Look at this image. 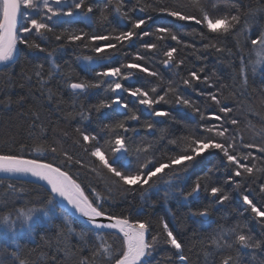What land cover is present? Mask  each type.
I'll return each instance as SVG.
<instances>
[{
	"label": "snow or ice",
	"instance_id": "obj_1",
	"mask_svg": "<svg viewBox=\"0 0 264 264\" xmlns=\"http://www.w3.org/2000/svg\"><path fill=\"white\" fill-rule=\"evenodd\" d=\"M128 3L129 0H115L113 5V0H107L100 6L98 0H0V73L11 68L20 45L46 53L45 59L52 64L47 75L44 64L36 63L30 74H22L24 82L14 84L10 75L3 81L4 88L24 89L25 82L31 87L34 80L39 96L30 91L13 100L5 92V98L0 100L6 108L11 104L22 108L31 98L33 103L27 113L21 111L20 115L29 117L28 135L35 145L21 142L18 149L10 146L8 151H0V173L4 174L0 177V264H41V260L31 261L24 257L19 245H12V241L21 235L31 236L37 225H54V236L41 235V240L47 247L63 252L67 260L75 255L71 244L73 237L81 253L87 249L88 255H80L76 264H244L245 256L249 264H264V204L254 202L251 197L253 189L243 187L249 179L252 184L264 179V118L258 121L259 128L250 121L244 125L252 132L251 140L245 142L241 121L235 115L245 104L255 114L258 109L264 110V90L254 98L247 87L249 69L254 76L264 66V27L258 31L254 27L264 16V0H250L247 4L241 0H226V3L224 0H188L187 4L174 5L164 3V0H133L130 7ZM97 11L99 14L94 21L93 14ZM109 13L130 27L125 24L121 30L113 29L107 33L60 27L81 19L90 27L94 22L102 25L109 20ZM158 16L171 22L156 25L154 32L147 30L155 24ZM192 25L199 26L192 29L200 37L199 48L181 36V32ZM153 35L155 41L142 42L140 49L143 51L138 50L132 62L111 66L114 53L126 45L131 46L135 40L143 41ZM169 39L182 48L167 46V50L162 51L164 59L160 63L167 69H175L177 75L185 63L184 59L178 58L182 50L194 49L199 53L196 59L201 61H206L212 52H227L229 57L239 55L240 67L231 84L221 83L215 70L212 74L215 79L202 75L206 65L201 66L199 72L189 71L187 78L181 80L185 90L191 89L210 100L217 111L206 115L175 81L165 82L160 72L139 63L158 57L162 48L159 42ZM52 40L57 42V48L49 51L46 45ZM229 40L234 41L233 47L224 43ZM78 43L96 54L83 57L89 62L90 70H94L93 65H101L102 70L95 71L94 81H72L70 77L65 81L73 99L71 111H66L63 118L74 126L61 129L58 128L59 121L45 122V104L36 101L43 97L51 105L56 100L55 108L61 110L62 96L57 99L56 94L47 88L48 82L54 78L53 69L59 68L52 57L66 44ZM131 70L155 77L160 83L150 88L125 86L124 82L133 79ZM165 83L166 87H161ZM99 89H103L105 98L88 108L81 104L77 109L78 98ZM107 93L112 94L110 98ZM122 93H127L142 106V111L150 118L170 117L169 111L156 107L160 104H174L190 110L195 121L193 130L188 135L174 136L161 129L154 142L138 140L141 128L145 136H155L157 124L163 121L149 119L139 125L140 115L129 107ZM113 111L124 118L102 123L101 132L88 127L94 118L108 120ZM131 122H137L136 126ZM68 140L88 157L90 171L103 181L101 190L94 186H89L90 191L86 190L78 178L62 167L64 164L85 167L82 157L73 156L66 150L65 141ZM161 144L164 145L163 151H160ZM29 147L35 155L25 154ZM206 151L221 155V163L228 172L225 183L232 184L234 190L239 191L246 206L244 211L250 212L251 218L261 225L260 237L254 235L239 217L229 223L226 214L224 223L218 224L207 236L194 237L186 245L163 218L154 225L150 218L133 220L123 212L111 210L113 189L121 194L139 191L143 199L148 192L158 190L160 182L171 190L165 192L166 199L179 196L185 202L196 200L203 188L216 205H224L231 199L224 187L204 183L212 180L213 168L197 175L190 190L177 186L182 180L181 173L194 167ZM47 154L54 159L63 157V160L54 163L39 158ZM130 156L135 157L134 168ZM165 176H168L167 180ZM28 177L32 179L27 180ZM13 180L22 183H6ZM37 182H44L42 187L46 186V197L28 198L23 183ZM258 191L260 199L264 200V183L258 184ZM211 207L209 204L199 209L190 208L189 212L193 217L206 218ZM239 216L242 217L243 213ZM57 220L59 223L54 224ZM75 224L81 225L80 231L76 230ZM114 242H118V246ZM161 247L166 248L167 255L154 260V254Z\"/></svg>",
	"mask_w": 264,
	"mask_h": 264
},
{
	"label": "trees",
	"instance_id": "obj_2",
	"mask_svg": "<svg viewBox=\"0 0 264 264\" xmlns=\"http://www.w3.org/2000/svg\"><path fill=\"white\" fill-rule=\"evenodd\" d=\"M107 0H98L100 6H103ZM133 0H129L128 7L131 6ZM226 3V0H224ZM243 4H247L250 0H241ZM115 0H113V5ZM164 3L169 5H174L176 3L187 4L188 0H164ZM98 11L93 14V19L95 21L98 16ZM171 21L163 16H158L156 18L155 24L147 30L152 32L155 31L156 25H166ZM127 24L130 27V24L127 22L120 21L114 14L109 13V20L104 24L93 23L90 27L87 22L84 20L75 21L71 25H61L60 27H73L76 29H83L84 31H95L97 33H107L112 32L113 29L116 31L121 30L124 25ZM193 27L198 28L199 26L192 25L181 32L182 38L189 43H194L197 48L200 47V37L197 33L193 32ZM258 31L260 27H264V16H262L258 23L254 26ZM60 29L58 28L57 31ZM155 35L151 37H145L143 41L135 40L131 46H125L120 49L118 52L114 53V58L111 61V66H119L121 63H128L133 61L134 54L140 49V44L142 42H153L155 41ZM206 43L207 41H203ZM103 43V42H98ZM162 45L161 53L158 57H153L147 61H139L141 64H146L150 67L151 70L158 71L164 78V81L168 80L175 81L176 84L180 85L181 89L184 91V94L189 96L192 100L196 101L198 106L206 115L217 111L215 105L211 103L210 100L205 97H200L196 94L195 91L191 89H184L181 84L182 78H187L189 71L195 70L199 72L201 66L206 65L205 71L202 75H208L213 77V70L221 78V83L231 84L233 82V77L236 76L240 67V57L235 55L229 57L228 53L216 54L212 52L208 55L206 61H201L196 59L194 49L182 50L178 53V58L184 59L185 63L181 66L179 74H175V69H167L163 64L160 63V60L164 59L162 56V51L167 50V46H175L182 48V45H175V42L170 39L164 42H159ZM228 47H233L234 41L229 40L224 42ZM49 51L57 48V42L54 40L50 41L46 45ZM94 52H91L89 49L81 46L80 43L66 44L62 49H59L54 52L52 59L59 66L58 70L53 69L54 78L48 82L47 88L50 89L53 93L56 94V98L59 99L62 96L63 103L60 105L61 110L57 111L55 108L56 100H53L51 105H48L47 102L41 97L36 103L45 104V111L43 117L45 122L48 121L56 122L59 121L58 128L65 129L70 128L73 125H70L69 122L64 120V113L66 111H71L72 97L70 95V89L66 87L65 81L70 77L72 81L79 80H88L94 81L95 71L102 70L101 65H93L94 70H90L89 62L83 59L84 56H95ZM46 53H38L33 50L25 48L23 45L19 46V55L18 58L12 63L11 68L7 72L0 73V100L4 99V93L11 95L14 100L17 95L28 94L30 91L36 92L38 85H36L33 80L31 87L28 86L27 82L24 89L18 87L4 88L3 81H6L11 76V80L14 84H19L23 81V73H31L34 65L36 63L44 64V72L47 75L49 69L52 68L51 62L45 59ZM255 59V54L252 56ZM247 60V57H245ZM107 66V65H104ZM125 71H128L127 69ZM133 71V79L131 81H126L125 86L128 85H143L145 88H150L153 84L160 83V81L155 77H148L144 73H140L138 70ZM161 87H166V83L161 85ZM199 88H203V85H197ZM248 91L255 98L259 96L260 91L264 90V66L258 69L257 73L253 76L249 69V80H248ZM214 90V89H210ZM105 92L103 89L96 90L88 96H81L77 99V109L82 104L84 108H88L90 105L97 104L103 98H105ZM111 93H107V96L110 98ZM126 98L129 107L134 111H137L141 119L139 125H143L149 119L163 121V123H158L155 136L149 135L145 136L143 129L140 130V136L137 137L138 140H145L147 142H154L157 137L160 135L161 129H166L168 132L174 136L188 135L194 126V120L190 113V110L182 109L177 107L174 104H160L156 107L161 110H167L171 113L170 117H149L148 114L142 111V106L138 105L133 98L127 96V93H122ZM33 101L29 99V103L23 105L21 108L16 104H11L7 108L0 104V151H8L11 146L13 149H18L19 143H24L26 145L35 146L33 140L28 135V123L29 117L20 115L21 111L27 113L29 105ZM109 110H105L108 112ZM258 114L250 112L248 105L245 104L242 108L238 109L235 113L236 117L241 121L240 128L243 130V137L245 142H249L252 138V132L244 127L249 121L256 125L257 128L260 127L258 121L264 118V110H257ZM95 117V113L93 112ZM123 115L118 112H111V115L108 120L101 118L100 120L93 119L88 127L94 129L96 132H101L102 123H110L118 119H123ZM195 120L198 121L199 117L196 116ZM210 123H216L215 121L209 120ZM87 123V122H86ZM136 126L137 122H131ZM199 131V129H197ZM48 135L51 138V128L48 129ZM103 136L104 134L101 133ZM131 135V134H130ZM106 138V137H105ZM103 143V140L101 141ZM166 143V141H165ZM160 151H163L164 145L161 144ZM65 148L73 156H79L83 158V163L85 167L80 165H67L64 164L62 167L64 170L68 171L70 175L74 178H78V182L90 191L89 186L97 187L98 190H101L103 187V181H100L94 173L90 171L89 159L86 154L82 153L80 149L74 146L71 140L65 141ZM172 148V146H169ZM174 150V149H173ZM25 154L35 155L31 153V148L25 149ZM45 161H52L54 163H60L63 160V157L53 158L51 154H47L39 157ZM131 167H136V160L134 156H130ZM209 168H213V176L211 181L205 180L204 183L209 184L210 186L222 185L224 191L227 192L231 199L226 202L224 205H216L210 197L206 194L203 188L200 191L199 198L196 200H190L185 202L181 197H169L165 198V192L171 191L166 184L160 182L159 189L148 192L144 198H141L139 191L136 193H127L121 194L113 189V201L111 210L116 213L123 212L125 215L129 216L130 219H146L150 218L155 225V223L160 219H165L169 226L174 230L175 234L179 236L181 240L185 242L186 245H189L194 237H203L207 236L214 229H216L218 224L224 223V217L228 214V222L234 223L237 217L240 218L242 223H246L248 229L256 235L257 237L261 236V225L257 224L252 218L250 212H245L244 209L246 206L243 205L242 200L239 196V191L234 190V186L229 183H225L226 176L228 174L227 170L224 168L221 163V155L213 154L210 152H205L202 158H199L195 163V166L190 168L187 173H181L182 180L177 182L178 187H183L186 191L190 190L192 183L194 182L197 175H202L204 172H207ZM169 175H171L169 173ZM168 179V176H165V180ZM239 179V178H237ZM14 183H22L17 181H6ZM264 183V179L257 181V184H252L251 179L248 183L243 184V187H249L253 189L251 192V197L254 198V202L264 204V200L260 199L258 184ZM26 191L29 193L28 198L35 199L36 197H46L47 192L45 189L34 183H23ZM23 203V201H21ZM212 205L210 209V215L207 219H202L201 217H193L190 215L189 209H199L201 207ZM107 206V205H106ZM243 213V216L240 217L239 214ZM59 223V220L55 221ZM74 227L77 231L81 230L80 224H75ZM56 229L54 225H37L35 231L31 236L21 235L12 241V245L19 247L22 250V255L26 258H29L31 261L41 260V264H76V260L80 255H88L87 249L81 253L80 246L77 244L75 238L71 240L72 246L75 248V255L72 256L70 260L65 259L63 252L56 250L55 248H49L45 245L44 241L41 240V235H47L49 237L54 236ZM118 246V242H114ZM43 253V256L41 255ZM235 255V251L232 252ZM164 255H167V250L164 247H161L157 253L154 254L153 259L160 258ZM52 257H55L53 259ZM196 257H193L195 261ZM244 264H249L248 257L245 256Z\"/></svg>",
	"mask_w": 264,
	"mask_h": 264
},
{
	"label": "water",
	"instance_id": "obj_3",
	"mask_svg": "<svg viewBox=\"0 0 264 264\" xmlns=\"http://www.w3.org/2000/svg\"><path fill=\"white\" fill-rule=\"evenodd\" d=\"M19 47V46H18ZM18 55H19V51H18V54H17V58H18ZM16 58V59H17ZM0 67H2V66H0ZM4 176V174H2V173H0V177H3ZM27 180H31L32 178L31 177H28V178H26ZM43 183L44 182H37V183H35V184H37V185H39V186H41L42 187V185H43ZM45 190H46V186H44L43 187ZM47 191V190H46ZM202 219H207L208 217H201Z\"/></svg>",
	"mask_w": 264,
	"mask_h": 264
},
{
	"label": "bare ground",
	"instance_id": "obj_4",
	"mask_svg": "<svg viewBox=\"0 0 264 264\" xmlns=\"http://www.w3.org/2000/svg\"><path fill=\"white\" fill-rule=\"evenodd\" d=\"M35 184V183H34ZM46 191V190H45ZM47 192V191H46Z\"/></svg>",
	"mask_w": 264,
	"mask_h": 264
}]
</instances>
